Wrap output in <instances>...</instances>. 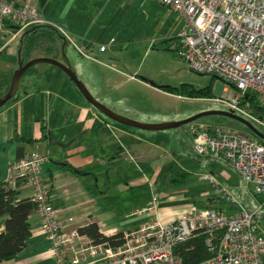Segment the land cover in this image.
I'll use <instances>...</instances> for the list:
<instances>
[{"label":"crops","instance_id":"crops-1","mask_svg":"<svg viewBox=\"0 0 264 264\" xmlns=\"http://www.w3.org/2000/svg\"><path fill=\"white\" fill-rule=\"evenodd\" d=\"M30 1L38 8L46 21L45 26L53 33L50 37L40 39L38 46L29 54L21 49L24 47L26 29L17 30V25L0 20V97L9 91L13 75L21 64L46 57L72 65L65 45L67 41L60 35L61 28L73 35L78 31L79 21L88 23L90 26L86 27L85 32L87 36L96 23H102L101 28H105L107 19V22H111L112 13L117 16L128 4L127 0H103L94 16H83L79 12V0H19L23 3ZM88 43H91V47H86L85 54L78 51V46L75 48L83 57L92 60L95 47L92 42ZM106 51L107 48L100 52ZM51 65L55 67H44L37 69L36 74H30L23 81L18 98L0 108V182L8 183L11 162L33 152L40 153L48 157L42 176L51 191L50 201L64 215L76 216L81 226L95 222L100 232L109 236L138 228L148 215L132 216V212L146 206L157 195V184H151L161 168L153 169L151 166L160 158L162 139L165 138L167 143L172 144L173 131L160 130L149 134L107 117L89 103L76 83L62 69ZM76 66L78 71L83 70L80 64ZM73 69L75 70L74 66ZM75 72L77 73L76 70ZM28 80L33 82L31 86L27 83ZM126 83H135L153 93L171 95L170 86H156L146 78L139 80L132 76ZM86 87L89 90L87 84ZM94 95L95 99L120 115L148 123L170 121L168 118L141 120L145 118L124 108H114L126 105V99L116 98L113 103L108 104L101 100L108 99V95L101 91ZM145 162L149 164L148 170L143 167ZM215 164H208L210 171L203 174L214 176L212 170L215 169ZM185 174L187 177L190 175L189 172ZM202 176L201 180L211 182ZM176 177L170 179L173 186ZM214 179L216 196L208 198L204 207L193 206L184 214L172 218L166 216L157 203L156 214L159 220L164 224L170 223L187 213L193 214L200 208H218L228 214L236 212L238 207L232 209L219 192L230 191L216 176ZM119 182H122L121 189H131L136 199L141 193L139 191L136 195L133 188L148 183L150 196L148 193L147 198L137 204L126 205L122 197L124 194L119 195L118 200H112L115 196L110 195L111 189ZM12 186L18 191V199L31 198L33 195V187L28 181L16 179ZM8 217L0 216V234L5 231ZM28 222L31 234L26 247L15 258L0 264H55L52 244L42 228V219L36 209L29 215ZM262 234L264 235L263 232Z\"/></svg>","mask_w":264,"mask_h":264},{"label":"built area","instance_id":"built-area-1","mask_svg":"<svg viewBox=\"0 0 264 264\" xmlns=\"http://www.w3.org/2000/svg\"><path fill=\"white\" fill-rule=\"evenodd\" d=\"M182 18L172 48L188 67L199 74H210L230 84L234 97L223 99L228 106L264 127V118L251 113L249 94L264 106V0H159ZM0 19L25 24H45L40 13L19 0H0ZM61 32L67 36L65 30ZM87 45L78 46L85 54ZM106 45H101L104 51ZM194 149L199 156L223 160L238 171L264 205V140L239 130L204 122L194 127ZM48 157L30 153L9 166L8 183L18 179L33 187L31 199L42 219V228L52 244L55 264H184L176 247L204 235L212 255L196 264H264V235L255 220L256 213L238 207L233 214L218 208H200L170 222L162 223L157 214L159 196L154 195L132 216L148 215L138 228L123 231L119 244L96 243L79 230L78 218L64 215L50 201L51 191L42 176ZM202 178L214 183V176ZM222 199L235 203L228 192ZM260 207V208H261ZM116 233L112 234L115 235Z\"/></svg>","mask_w":264,"mask_h":264},{"label":"rangeland","instance_id":"rangeland-1","mask_svg":"<svg viewBox=\"0 0 264 264\" xmlns=\"http://www.w3.org/2000/svg\"><path fill=\"white\" fill-rule=\"evenodd\" d=\"M126 2L127 6L117 16L112 13L110 23L107 22V19L105 28H101L102 23H96L87 36L85 34L86 27L90 25L83 24L81 21L77 25L78 31L73 35L63 29L68 34V38L59 30L60 35L67 41L65 43L67 54L77 71L78 78L88 85L89 92L94 95L101 91L102 94L108 95V99H101L102 102L108 104L109 102L113 103L116 98L126 99L124 103L126 105L114 106V108H124L132 114L139 115L140 118H145L141 120L168 118L170 121H179L203 112L231 109L227 104V99L234 97L236 90L230 84L213 75L199 74L191 70L180 59L176 51L172 50L171 47L178 39L181 16L159 0H127ZM26 3L40 13L31 1ZM102 4L103 0H79V12L84 14L83 16L85 14L94 16ZM40 16L44 18L41 13ZM8 21L3 22L8 23ZM10 23L17 25V30L26 29L27 32L35 26L41 25L38 23L22 25L21 21L15 20ZM88 42H92L95 47L92 60L83 57L75 48V46L85 44L87 47H91V43ZM101 45L107 46L106 52L99 51ZM77 64H80L83 70L78 71ZM44 67L55 66L48 63L36 64L29 68L23 80L30 74H36L37 69ZM48 76L46 77L48 78ZM132 76L139 80L146 78L156 86H170L174 90H170V96L153 93L135 83H126ZM209 87L212 92L211 96L189 97L187 93H184V91L192 89L207 90ZM225 87L228 89V98L223 99ZM237 114L239 113L237 112ZM242 117L249 119L246 116ZM127 118L132 119L131 117ZM200 122L225 126L239 130L246 135H253V132L241 122L218 114L206 115L180 127L169 129L173 131L172 144L167 143L165 141L167 139H162L160 158L156 159L151 166L154 167L153 169L161 168L160 173L151 184V186L157 184L156 193L160 197L158 208L166 216L173 218L184 214L193 206L204 207L208 198L216 196V187L214 183L201 180V176L210 171L208 164L216 163L215 169L212 170L213 175L236 199L235 203H229L231 208L244 207L251 213L255 212V220L264 233V205L261 207L260 197L255 195L253 187L248 185L238 171L227 162L214 160L208 156H199L196 153L194 127ZM253 124L264 134L263 126L255 122ZM142 131L149 134L156 133V131L150 130ZM143 167L145 170L150 168L148 162L143 163ZM187 172L190 175L184 183H175L174 186L170 184L172 177H178ZM121 187L122 182L113 186L110 195L115 196L112 200L116 201L119 195L124 194L122 197L126 205L137 204L141 200L143 202L149 193L148 183L133 188L136 195L139 191L141 193L137 199L131 193V189L123 190Z\"/></svg>","mask_w":264,"mask_h":264},{"label":"trees","instance_id":"trees-1","mask_svg":"<svg viewBox=\"0 0 264 264\" xmlns=\"http://www.w3.org/2000/svg\"><path fill=\"white\" fill-rule=\"evenodd\" d=\"M52 33L45 24L35 26L24 36V47H21V49H25L30 54L40 39L50 37ZM172 50L174 49L172 48ZM171 89L174 90L170 87ZM184 93H187L189 97L212 95L210 87L207 90L192 89L184 91ZM243 103L250 104L251 113L254 116L264 118V106L255 94L250 93L247 99H243ZM186 178L187 174L178 176L174 178L173 183H183ZM13 187L10 183L0 182V216H9L5 223V231L0 234V262L15 258L26 247L31 234L28 218L37 205L31 198L18 199V191ZM79 231L96 243L108 242L115 245L121 243L123 239V231L115 235H104L100 232V228L95 222L82 226ZM205 238L204 235H199L176 247L175 251L182 257L184 264H196L212 255Z\"/></svg>","mask_w":264,"mask_h":264},{"label":"water","instance_id":"water-1","mask_svg":"<svg viewBox=\"0 0 264 264\" xmlns=\"http://www.w3.org/2000/svg\"><path fill=\"white\" fill-rule=\"evenodd\" d=\"M39 63H51V64L56 65L60 69H62L71 78V80L74 81V83H76V85L81 90L83 95L87 98L89 103H91L96 109H98L101 113H103L107 117L115 121L121 122L123 124L136 127L142 130L160 131V130H169L172 128L180 127L184 124L197 120L206 115L218 114V115H223V116L233 118L241 122L242 124L246 125L253 132V134H255L257 137L264 140V134L259 129H257V127L254 124H252L248 119L236 114L233 109H229L225 111L213 110V111L196 114L192 117H189L183 120L168 121V122H162V123H145V122L132 120L130 118H127L123 115L118 114L117 112L107 107L105 104L95 99V97H93V95L87 89L86 85L82 81L79 80L78 75L73 69L72 65H65L55 59L46 58V57L37 58V59L27 62L25 65L21 64L19 66V68L16 70V72L13 75L12 83H11L9 91L5 95L0 97V108L6 105L9 101H12L18 98V91L20 87H23V84H24L23 79H24L26 72L29 70L30 67L36 64H39ZM27 83H29L30 86L33 84V82H31L30 80H28ZM151 83L153 84V82ZM25 93H28V91H25Z\"/></svg>","mask_w":264,"mask_h":264},{"label":"bare ground","instance_id":"bare-ground-1","mask_svg":"<svg viewBox=\"0 0 264 264\" xmlns=\"http://www.w3.org/2000/svg\"><path fill=\"white\" fill-rule=\"evenodd\" d=\"M262 140V139H261Z\"/></svg>","mask_w":264,"mask_h":264}]
</instances>
